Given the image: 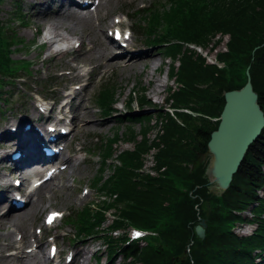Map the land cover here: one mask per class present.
<instances>
[{"label": "trees", "instance_id": "16d2710c", "mask_svg": "<svg viewBox=\"0 0 264 264\" xmlns=\"http://www.w3.org/2000/svg\"><path fill=\"white\" fill-rule=\"evenodd\" d=\"M155 1L138 17L147 22L146 39L172 64L169 77L178 86L169 87L165 103L197 115L177 113L179 124L153 107L145 88L138 85L137 91L131 92L127 109L137 101L139 111L156 112L155 121L152 124L150 114L128 115L129 121L139 123L140 130L135 133L128 128L123 135L121 141L135 147L116 156L119 166L105 164L113 158L118 134L102 139L104 165L94 186L108 200L93 202V208L86 207L82 217H77L85 227L82 235L101 239L108 260L122 254L131 264H264V127L221 196L210 192L206 177L209 158L202 157L211 132L219 124L210 119L219 118L224 92L242 87L245 68H249L250 82L264 114V0ZM4 31L0 25V75L10 65L8 47L12 40ZM218 35L221 37L216 38L215 46L220 38L229 37L228 52L218 57L226 63V70L207 65L192 48L207 47ZM116 96V86L104 83L94 101L104 115H111ZM151 129L156 133L149 140ZM148 151H153L152 169L160 174L165 167L167 171L162 173L168 178L150 177L144 172L142 156ZM107 167L113 174L105 179ZM110 210L114 219L107 227ZM199 220L206 224L202 240L193 228ZM234 222L255 225V229L250 235L238 236L230 232ZM128 225L154 230L157 236L146 246L121 248L125 237L121 232L116 237L113 232Z\"/></svg>", "mask_w": 264, "mask_h": 264}, {"label": "rangeland", "instance_id": "374dc122", "mask_svg": "<svg viewBox=\"0 0 264 264\" xmlns=\"http://www.w3.org/2000/svg\"><path fill=\"white\" fill-rule=\"evenodd\" d=\"M25 0H19L18 4L19 7L15 8L14 3H7L3 5V9H0V22L1 23H7L11 18H13L16 14L22 15L23 19L26 21L28 19V8L26 6H22V2ZM153 2V0H111L107 4L102 5V9L99 10L97 16H95V19L93 18L92 29H84L82 32L75 31L71 35H69L67 32H65L62 27H58L56 30L59 31L60 34L67 37L66 49L68 50V53L66 54H59L56 55L55 53H52V49L54 47L50 46H44V48H39L41 42L43 41L42 37L34 38L31 36V31L28 29H25L24 27H21L18 23H13L10 27L11 29L17 33V35L20 38L24 39V42L32 47L29 50V54L27 56L21 54L13 55L12 58H24L28 61H34L37 60V64H34L32 68L33 75L37 76L41 74V81L38 83L41 85L40 87H36L33 84L28 85L29 91L26 93L24 92V95L22 96V92L18 90L14 85L11 87L9 92L6 94V90H8V85L5 86L0 91V96H2V101L0 102V105L3 109L10 110L11 118L13 120H18L21 113L28 114L31 109V95L34 93H37L39 95H42V88L45 91L44 86L46 85L45 80L49 73H55V77L57 79V89L59 96L63 95V89L64 87H67L66 90L70 91L73 89L74 86H81L85 82H87L85 79H83L80 83L70 84L68 79L64 78L65 73H71L72 68L75 66H80V70L83 71L85 68L88 69V73L90 72V75L88 74V78H90L93 75V67L97 64V62L93 61L92 59H89L88 62L83 63L82 58L84 56L83 51L85 49V45L81 44L76 49L73 48L74 44L73 42L75 40L82 42L86 41V46H88V40L87 37L93 38L94 44L98 47H107L112 48V51L110 54L106 55L104 57V63L106 64V67L102 69V72L99 76H97L94 80L93 85L89 88L88 97L85 99L84 103L85 105L90 107V114L85 115L87 116V119L89 121L86 123V126H91L92 123L99 122L102 124L101 128H98L93 131L89 132H75V136L72 138L71 143V149H76L78 146H82L83 152H86V155L83 153L79 154V160L80 164L78 166V169L68 174V171L61 175L59 179H57L55 182H53V186L50 185L49 190H45L41 193L40 197L43 199V202L45 205H49L46 209H56L59 211L64 212L66 216H68L72 211L76 209H80L86 204L92 202V201H98L99 200V193L94 190L91 187L92 179L97 174V169L99 167V157H98V148H97V141H100V139L112 136L113 130L118 129V134L120 137V142L122 140V133L125 134V125H119L117 124V117L119 115H123L127 108H125V103L128 100L130 94L132 91H137L136 87L140 85L141 87L145 88L146 90V96L151 101L153 107L159 109V108H165L167 109V105L169 104H162V102L165 100L166 97H168V88H175L174 79L169 77L168 69L171 67V61L168 58H165V56L161 53L159 49L155 48H148L145 44L144 37L140 34L134 33V40L133 44L129 46L126 52H122L117 50L114 47L110 46V40L107 38L105 34V30L109 28L112 25V19L114 17L119 18L123 21L124 25L130 28H136L137 25V18L134 15L135 10L137 7L141 5H147ZM148 5V6H149ZM24 12L25 15L22 13ZM123 15H125L127 18L126 20L123 19ZM124 16V17H125ZM39 26V34H44L43 28H45V23L38 22ZM48 24V23H47ZM101 33V34H100ZM36 36V35H34ZM221 37L217 36L215 38H212V41L209 43L207 47H202V52H208V49L213 45L216 38ZM84 38V40L80 39ZM34 39V40H33ZM33 40V41H32ZM221 40V38H220ZM219 40V41H220ZM77 41V42H78ZM227 41V36L221 40L220 44L214 48V50L208 52L211 55L216 54L217 52H221L223 43ZM79 43V42H78ZM38 45V46H37ZM73 48V49H72ZM197 51H200V48H196ZM154 53V60L151 63L143 64L144 59H146L147 53ZM139 53H145L139 58L138 65H132L130 67V70H132L134 73H128L126 71L127 69H123L121 67L117 69H113L108 67L110 63L119 61L120 59L124 58V55L127 54H139ZM25 56V57H24ZM55 56H57L55 58ZM79 59V61H77ZM175 66L178 65V63L174 64ZM92 71V72H91ZM59 72V73H58ZM58 75H61L57 77ZM1 78V77H0ZM35 80V78H33ZM92 79V78H91ZM111 84L113 83L117 88V96H116V112L112 116H109L108 118L102 117L99 113V111L96 109V105L94 103V95L97 92V90L100 88L102 84ZM13 93V103H6V105L3 103L5 98L9 95V93ZM46 92V91H45ZM224 96V94H223ZM35 97V96H34ZM76 103V101H75ZM124 107V108H123ZM135 107V104L133 105ZM152 109H145L143 110V113L152 115V124L155 121L156 112ZM153 113V114H152ZM114 116V117H113ZM85 122H83L81 125H84ZM106 124V125H105ZM80 125V126H81ZM135 133H137L140 130L139 124L133 125ZM155 129H151V131L148 132V138L149 140H152L155 135ZM141 139V136L137 137V141ZM136 141V142H137ZM118 142L117 146L118 148L115 150V155L117 154V151L127 150L131 149L133 147V144L131 143H123ZM97 149V150H96ZM115 158V156H114ZM145 163V169L144 172H149V174H155V172L152 170L153 166L155 165L154 158H153V151L149 152L142 156ZM116 160V159H115ZM114 160V161H115ZM116 162H114L115 164ZM151 172V173H150ZM110 174V171L105 172V176ZM83 188H87L89 190V195L85 199H81V193L80 191ZM44 213V210L37 211L32 218L30 219V226L31 233L34 228H37L40 226L41 217ZM245 214H247L245 212ZM107 216H109V219L111 220V215L107 213ZM201 221L199 220L198 223H195L193 225V228L195 230L196 226H200ZM107 225V223H106ZM27 226L24 227L25 233H28ZM241 228H244L243 233L247 234L253 229V225L247 226H241ZM64 232L67 233L68 236L63 239H57V243L59 248H63L64 250H67L69 247H71L74 250L75 244H69L68 238L73 237L74 230L71 227H64L63 224L60 222L57 224V230L52 232L53 235L59 237V233ZM195 232V231H194ZM236 233H241L239 230L235 231ZM130 235V234H128ZM90 242L91 244L88 246L90 253L94 252L95 250H103L101 240L95 237L87 238L84 242ZM1 246L4 248V244L0 243ZM141 245V244H140ZM142 246V245H141ZM5 249V248H4ZM44 250V248H43ZM187 251V250H186ZM90 253L87 254V258L90 257ZM101 261L100 263H105V253L100 254ZM1 259V256H0ZM0 264H4V262H0ZM73 264V263H72ZM91 264H93V261H91ZM112 264H131L128 261L123 260L120 256L116 257L115 260H113Z\"/></svg>", "mask_w": 264, "mask_h": 264}, {"label": "bare ground", "instance_id": "6f19581e", "mask_svg": "<svg viewBox=\"0 0 264 264\" xmlns=\"http://www.w3.org/2000/svg\"><path fill=\"white\" fill-rule=\"evenodd\" d=\"M77 0H25L22 2V6H26L28 8V23L31 25H34L37 29L41 28L39 26L38 22L45 23V28L43 30L46 32V35H52L55 37L58 42H67V37L63 36L59 33L56 29L58 27H62V29L67 32L69 35L74 33L75 31L82 32L84 29H92V19H93V13L86 12L85 14L81 13V10H79V5H77ZM105 4L109 3L111 0H103ZM48 23V24H47ZM101 34V33H100ZM84 40V38H80ZM88 42L91 44V47L88 49H85L84 56L87 59H95L97 61L96 68V75H100L101 68H104L105 65L102 62V59L105 57L107 53H111V48L107 47H98L94 44L93 38H86ZM77 41V40H76ZM49 42V40H47ZM50 48L55 44V42H49ZM112 43L110 42V45ZM146 55V59H144L143 64L151 63L154 60V53L148 52ZM142 56V55H141ZM140 55H126L123 59L113 62L109 64V67L117 68L119 66L127 67V63L129 60L134 61V59L140 58ZM85 63V60L82 61ZM134 63V62H133ZM77 67H74L73 70L76 71ZM77 79H80L78 75L75 76ZM93 84V81H91L87 86L90 87ZM78 94H74L75 97H77ZM70 109H72V100L68 101ZM64 107V106H63ZM62 107V108H63ZM74 111V118H73V125L74 129L71 131L75 132H89L96 130L98 128H101L102 124L99 122L92 123L91 126H86V123L89 121L87 119V116L90 113V107L83 106V99L79 101V103L76 105V107L73 109ZM30 115L37 116V111L35 109V106L31 104V111L29 112ZM49 118H47L48 120ZM22 120H18L15 122H12L10 120H6L0 128V178H1V171L3 170L4 163L6 164L11 163V167H9V173L12 175H18V174H25L26 177H28L30 174L36 175L40 172L41 169L47 168L49 165L47 162L42 161V156L38 153V159L40 162L35 164H30L28 160L25 158L19 162L14 163L9 159L8 152L13 149L17 148V144L15 140H11V137L19 135L24 138H32L40 142L41 140L38 138L36 134V120L35 122L32 120V127L28 130L18 129L16 132L11 133V127H16L21 123ZM85 122L84 125H81V123ZM81 125V126H80ZM106 125V124H105ZM38 126V125H37ZM40 126H43L42 123H40ZM71 133V132H70ZM66 164H68V174L73 173L78 168V160L76 156L68 157L66 158ZM48 182H45L40 188L36 189L32 195V197H35V195L38 196L37 202L32 201V197L29 198V201L27 203V206L24 207L25 210L23 211H12V212H4L0 215V237L9 240L11 237V234L15 231H23L25 226L29 225V221L32 218V216L37 211H42L46 209L50 204L47 206L44 204L43 199L40 197L42 191L41 190H49L50 184ZM12 191L11 187L6 184L3 186H0V210L5 205L7 200L4 202V197H7L5 193L10 194ZM22 208V209H24ZM9 228H12L11 232L2 233V231H5ZM91 243L84 242L82 244L77 245L75 248V251L73 253L74 255V262L73 264H89L90 258H87V254L90 253V250L88 246ZM8 248H11L14 250V253H10L6 258L3 260H0V262H5L7 264H12L15 260L19 264H48V260L45 258V254L43 252V247L40 245L34 252L31 254H27L24 252L23 246H15L12 243L8 244ZM99 255V253H97ZM109 264H112L109 263Z\"/></svg>", "mask_w": 264, "mask_h": 264}, {"label": "water", "instance_id": "95a60500", "mask_svg": "<svg viewBox=\"0 0 264 264\" xmlns=\"http://www.w3.org/2000/svg\"><path fill=\"white\" fill-rule=\"evenodd\" d=\"M257 93L250 81L240 89L224 93V106L217 129L210 134L207 151L209 157L206 177L210 192L223 194L229 187L250 145L259 137L264 127V114L257 102ZM206 224L195 227L196 236L202 240Z\"/></svg>", "mask_w": 264, "mask_h": 264}, {"label": "snow or ice", "instance_id": "6c2138e0", "mask_svg": "<svg viewBox=\"0 0 264 264\" xmlns=\"http://www.w3.org/2000/svg\"><path fill=\"white\" fill-rule=\"evenodd\" d=\"M59 215H60V214H52V216H50L49 219H48V223H52V221H53L55 218H57ZM135 235H136L137 237H139V236L141 235V233L137 232V233H135ZM53 251H54V250H53Z\"/></svg>", "mask_w": 264, "mask_h": 264}]
</instances>
